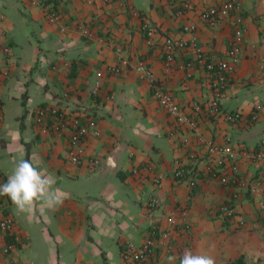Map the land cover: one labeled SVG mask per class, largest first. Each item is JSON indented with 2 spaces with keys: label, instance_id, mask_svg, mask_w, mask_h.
Returning <instances> with one entry per match:
<instances>
[{
  "label": "crops",
  "instance_id": "1",
  "mask_svg": "<svg viewBox=\"0 0 264 264\" xmlns=\"http://www.w3.org/2000/svg\"><path fill=\"white\" fill-rule=\"evenodd\" d=\"M31 1L0 0L2 184L27 159L55 177L58 195L66 193L67 198L55 211L38 205L27 214L17 212L3 196L0 218L12 217L13 235L21 242L5 254L13 236L0 234V264H121L122 245H139L152 230H165L169 216L179 222L171 230L173 251H156L148 264H169L170 256L180 264L185 248L211 255L216 264L239 257L245 264H264V160L240 158L244 186H221L208 170L210 159L196 134L179 129L154 96L156 89L169 95L197 122L198 133L217 144L229 137L237 150H264V0H240V61L221 100L223 112L241 114V120L231 123L208 115L210 75L195 63L192 52H179L167 67L161 43L165 37L190 38L183 27L194 24L205 59H224L232 18L214 27L199 19L201 10L222 0H45L63 24L49 23L42 7ZM186 3L194 11H183ZM143 22L156 31L152 46L141 31ZM79 26L89 36L81 35ZM139 62L151 71L152 83L135 72ZM110 67H120L121 73L110 74ZM97 81L99 92L93 95ZM51 106L97 122L99 136L84 142L86 157L100 161L97 168L65 160L68 130L40 133L35 111ZM46 123L51 126L54 119ZM176 159L186 167L181 180L173 177ZM221 174L232 175L227 166ZM156 178H161L159 185ZM257 180L261 186L252 192ZM233 192L239 195L232 202L235 217L227 219L218 208ZM153 197L159 206L150 210L147 202Z\"/></svg>",
  "mask_w": 264,
  "mask_h": 264
},
{
  "label": "built area",
  "instance_id": "2",
  "mask_svg": "<svg viewBox=\"0 0 264 264\" xmlns=\"http://www.w3.org/2000/svg\"><path fill=\"white\" fill-rule=\"evenodd\" d=\"M45 0H32L31 4L34 6H41L46 19L52 24H63L61 15L50 5L44 3ZM104 4H108L110 0H100ZM44 4H43V3ZM183 11L192 12L194 6L191 3H186L182 7ZM241 10L240 0H222L221 3L205 8L199 12V19L209 25L210 27L219 26L224 20L232 18L233 33L230 42L227 47L226 55L224 59L217 61H208L205 59L201 50L197 47L196 38L194 33L196 27L194 24H188L183 27V32L191 35L190 38H174L165 37L161 40L162 52L164 56L165 65L168 67L173 62L175 56L182 51L190 50L194 56L195 63L204 66L206 72L210 75V100L208 105V115L212 117L223 116L227 122H236L241 120V114L225 113L221 110V100L224 95V91L230 83L231 74L235 71L239 61L242 47V41L244 36L243 18L239 13ZM182 12H179V14ZM138 14L134 12V16ZM78 30L83 36H89V30L84 26H79ZM141 31L143 32L147 45L152 46L156 42V31L148 23L143 22L141 25ZM7 51V50H6ZM122 65H126L123 61ZM182 68V67H181ZM135 72L140 79L153 82V76L151 71L145 66L143 62H139L135 68ZM110 74H120V67H110L107 69ZM100 83L97 81L92 88L91 93L97 95L99 92ZM154 96L158 101L159 106L171 116L176 126L179 129L190 131L196 134V140L201 145L209 159L210 164L208 170L217 179L221 186H230L232 188H240L244 186V183L239 178L238 160L240 158H252L254 160H264V150L260 149L256 153L248 150L247 148L235 149L230 142V138L226 137L222 144H217L213 140L205 138L198 133L197 122L187 116L180 106L167 94L163 93L159 89H156ZM195 111H199L200 107L194 105ZM256 109H259L257 107ZM1 118V112H0ZM54 119V123L48 126L46 121L48 119ZM258 120V114L256 111L251 116V121ZM34 124L39 128L40 133L47 134L50 131L60 132L64 130L69 131L68 146L65 154V160L74 166H81L87 163L92 168H97L100 165V161L95 158H87L84 148V142L89 136H99V129L97 122L92 118H81L80 116L70 115L63 108L51 106L41 107L35 111ZM170 136H175L174 132L170 133ZM106 164L112 166L111 159H106ZM228 167L231 176L226 177L221 174V170L224 167ZM173 177L175 180H181L185 173L186 167L184 164L176 159L173 161ZM137 173V171H134ZM3 182V177L0 173V184ZM161 178H156L154 183L159 185ZM189 187L195 186V178H191L188 182ZM261 186V181L257 180L251 185V191L256 192ZM237 192H233L230 195L228 203L219 206L218 211L227 219H233L235 217V210L232 206V202L238 199ZM159 206V200L155 197L150 198L147 202V208L152 210ZM4 207L3 196H0V209ZM167 228L165 230H152L147 238L143 240L139 245H134L129 242H125L122 245L120 257L121 264H148L150 258L156 251L162 252L164 255H170L173 251L171 243V230L179 226V222L176 217L169 216L166 219ZM240 226H243L242 222H239ZM183 230L188 231L190 226L184 224ZM14 221L11 216L5 215L0 218V234H12L13 239L10 244H7L3 252L5 254L10 253L15 246L20 243V238L17 235H13Z\"/></svg>",
  "mask_w": 264,
  "mask_h": 264
},
{
  "label": "clouds",
  "instance_id": "3",
  "mask_svg": "<svg viewBox=\"0 0 264 264\" xmlns=\"http://www.w3.org/2000/svg\"><path fill=\"white\" fill-rule=\"evenodd\" d=\"M58 192L55 177L27 159H21L7 182L0 184V196H7L19 213L33 214L38 205L57 210L67 198L66 193L58 195ZM175 259V256L168 257L169 264H174ZM180 264H216V260L211 255H201L185 248Z\"/></svg>",
  "mask_w": 264,
  "mask_h": 264
},
{
  "label": "trees",
  "instance_id": "4",
  "mask_svg": "<svg viewBox=\"0 0 264 264\" xmlns=\"http://www.w3.org/2000/svg\"><path fill=\"white\" fill-rule=\"evenodd\" d=\"M226 264H245L242 257L228 261Z\"/></svg>",
  "mask_w": 264,
  "mask_h": 264
}]
</instances>
